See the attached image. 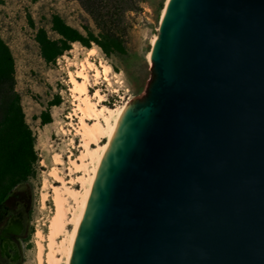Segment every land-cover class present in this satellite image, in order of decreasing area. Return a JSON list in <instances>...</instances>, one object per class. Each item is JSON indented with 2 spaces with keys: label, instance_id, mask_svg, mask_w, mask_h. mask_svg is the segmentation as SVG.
<instances>
[{
  "label": "water",
  "instance_id": "95a60500",
  "mask_svg": "<svg viewBox=\"0 0 264 264\" xmlns=\"http://www.w3.org/2000/svg\"><path fill=\"white\" fill-rule=\"evenodd\" d=\"M68 264H264V0H169Z\"/></svg>",
  "mask_w": 264,
  "mask_h": 264
},
{
  "label": "rangeland",
  "instance_id": "374dc122",
  "mask_svg": "<svg viewBox=\"0 0 264 264\" xmlns=\"http://www.w3.org/2000/svg\"><path fill=\"white\" fill-rule=\"evenodd\" d=\"M139 1L140 9L125 15L127 27L123 31V37L126 54L107 57L97 45L93 44L90 48L97 49L96 58L109 64L121 81V84L113 81L112 88L103 82L98 88L91 89L92 93L100 89L106 96L105 104L109 107L144 97L151 80L152 63L147 57L152 50L153 38L159 35L166 0ZM55 14L84 33L86 27L96 34L99 32L92 17L77 0H2L0 4V35L10 46L15 58L16 89L22 98L26 121L35 134V148L39 157L36 176L12 190L13 200L21 195L20 197H28L30 203L29 235L21 243L22 264H37L36 234L38 229L44 233L47 231L44 225L47 223L49 211L53 208L52 202L49 201L47 209H43L41 195L45 180L48 178L49 167L52 165V155L61 156V153H55L56 151L50 147L51 139L55 138L54 132L57 131L59 136L66 140L64 143L67 145L61 146L62 154L69 152H66V146H71V142L77 138L61 132L62 128L70 129L66 126L69 122L66 117L71 111L67 72L73 70L72 63L81 61L89 50L75 43L72 49L65 52L55 63L47 64L42 59L35 35L39 28H44L52 39L58 38V35L51 31V19ZM58 95L62 99L61 104L50 108L53 125L44 127L37 118L42 111L49 108V102ZM78 150L74 155L79 154ZM63 159L67 161L66 158ZM59 168L65 176L69 174L67 166ZM71 178L67 176L66 180L70 181ZM49 180L53 183L51 179ZM53 184L60 186L58 183ZM74 188L80 189V185L75 184Z\"/></svg>",
  "mask_w": 264,
  "mask_h": 264
},
{
  "label": "bare ground",
  "instance_id": "6f19581e",
  "mask_svg": "<svg viewBox=\"0 0 264 264\" xmlns=\"http://www.w3.org/2000/svg\"><path fill=\"white\" fill-rule=\"evenodd\" d=\"M168 2L166 0L161 18ZM157 38L158 36L153 38L152 46ZM97 55V49H89L81 61L72 63L74 69L67 72L71 111L66 117L69 121L66 126L70 129L62 128L61 132L80 139L79 154H70L66 162L60 154L51 157L52 165L42 190L41 202L43 209H47L49 201L53 208L44 225L47 231L44 233L38 229L36 234L37 264H68L80 212L92 180L100 170L123 113L134 101L109 107L105 104L107 99L100 89L91 92V89L98 88L103 82L109 88L114 83L121 84L111 66L96 58ZM147 58L152 63L151 51ZM70 145H74V142ZM63 165L68 167L67 176L72 177L70 181L66 180L67 176L59 168ZM75 184L80 185V189H75Z\"/></svg>",
  "mask_w": 264,
  "mask_h": 264
},
{
  "label": "trees",
  "instance_id": "16d2710c",
  "mask_svg": "<svg viewBox=\"0 0 264 264\" xmlns=\"http://www.w3.org/2000/svg\"><path fill=\"white\" fill-rule=\"evenodd\" d=\"M92 17L99 32L90 28L85 33L69 25L60 15L51 19L52 39L48 31L39 28L35 35L42 59L52 64L79 43L90 49L97 45L107 57L126 54L123 31L127 27L125 15L140 9L139 0H77ZM2 0H0V4ZM31 24L34 26L33 22ZM16 63L12 50L0 35V202L19 186L37 174L39 161L35 148L36 137L26 121L22 98L16 89ZM62 102L58 95L49 108L37 118L45 126L53 122L50 108Z\"/></svg>",
  "mask_w": 264,
  "mask_h": 264
},
{
  "label": "flooded vegetation",
  "instance_id": "af4514ba",
  "mask_svg": "<svg viewBox=\"0 0 264 264\" xmlns=\"http://www.w3.org/2000/svg\"><path fill=\"white\" fill-rule=\"evenodd\" d=\"M20 196L13 200L11 191L0 202V264L23 262L21 243L29 235L30 203L28 197Z\"/></svg>",
  "mask_w": 264,
  "mask_h": 264
},
{
  "label": "built area",
  "instance_id": "2783aa9c",
  "mask_svg": "<svg viewBox=\"0 0 264 264\" xmlns=\"http://www.w3.org/2000/svg\"><path fill=\"white\" fill-rule=\"evenodd\" d=\"M54 135H55V138H52L51 139L52 143H51L50 147L53 149V151H56L55 153H61V155L64 158H68V156L70 154H72V153L75 154V152H77V149H78V146H79V140H80L78 137L75 138L74 145L66 146V148H67L66 152L67 151H71V153H63L62 154L61 146L67 145V144H65L66 143L65 142L66 140H63L62 137H60L61 135L59 136V134L57 133V131L54 132ZM75 146H77V147L75 148Z\"/></svg>",
  "mask_w": 264,
  "mask_h": 264
},
{
  "label": "crops",
  "instance_id": "0c3cea01",
  "mask_svg": "<svg viewBox=\"0 0 264 264\" xmlns=\"http://www.w3.org/2000/svg\"><path fill=\"white\" fill-rule=\"evenodd\" d=\"M51 125H53V124L50 123V124L45 125L44 127H50Z\"/></svg>",
  "mask_w": 264,
  "mask_h": 264
}]
</instances>
